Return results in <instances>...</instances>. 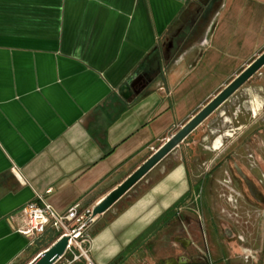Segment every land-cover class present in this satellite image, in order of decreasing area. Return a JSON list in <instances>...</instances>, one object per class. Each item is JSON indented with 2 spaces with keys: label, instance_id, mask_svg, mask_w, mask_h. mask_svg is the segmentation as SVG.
<instances>
[{
  "label": "crops",
  "instance_id": "0c3cea01",
  "mask_svg": "<svg viewBox=\"0 0 264 264\" xmlns=\"http://www.w3.org/2000/svg\"><path fill=\"white\" fill-rule=\"evenodd\" d=\"M203 11L193 0H0V264L40 253L11 215L41 197L59 213L94 206L264 50V0H219L200 27ZM230 170L264 176V67L96 218L89 260L111 264L145 239L125 264H174L166 213L188 192L181 213L201 191L213 209L222 187L238 190ZM214 222L208 212L203 236Z\"/></svg>",
  "mask_w": 264,
  "mask_h": 264
},
{
  "label": "rangeland",
  "instance_id": "374dc122",
  "mask_svg": "<svg viewBox=\"0 0 264 264\" xmlns=\"http://www.w3.org/2000/svg\"><path fill=\"white\" fill-rule=\"evenodd\" d=\"M213 12L214 8L211 13ZM204 21L206 20L201 19L198 25L202 27ZM192 159H194L192 154L187 156L188 162ZM227 165L231 167L228 162ZM230 173L233 174L231 178L235 179L233 170H230ZM259 179L264 178L259 177ZM257 182L258 179L255 178L256 187L261 194H264V185ZM238 185L236 193L231 192L229 188L232 186H229L222 187V192L218 193L219 197L213 194L217 196L218 202L217 206L215 205L216 207L214 206L211 210L202 209L201 203L204 199L214 200L215 196L213 199V196L206 191L195 192L194 195H197L195 204L189 201L188 205L191 209L181 213V219L189 218V232L193 235L196 244L202 243L199 248L206 249L211 258V264H264V204L252 198L241 182L238 181ZM230 195L232 198H229ZM227 199L232 201L228 202ZM233 200L237 201L236 207ZM208 212L212 222L215 221L214 229H216L211 236L209 234L203 236L202 221L205 223L204 227L208 229ZM198 216L201 217V222L198 221ZM224 228L227 231L226 234ZM84 248L86 249L87 245Z\"/></svg>",
  "mask_w": 264,
  "mask_h": 264
},
{
  "label": "water",
  "instance_id": "95a60500",
  "mask_svg": "<svg viewBox=\"0 0 264 264\" xmlns=\"http://www.w3.org/2000/svg\"><path fill=\"white\" fill-rule=\"evenodd\" d=\"M262 67H264V51L250 62L235 78L219 93L205 104L193 117L184 123L174 134L161 144L150 156L129 174L116 188L98 201L92 209V216L98 217L108 211L116 202L126 195L140 180H142L167 155L177 148L200 124L218 110L232 95L248 82ZM68 237L63 236L47 249L40 252L28 264H55L64 255Z\"/></svg>",
  "mask_w": 264,
  "mask_h": 264
},
{
  "label": "built area",
  "instance_id": "2783aa9c",
  "mask_svg": "<svg viewBox=\"0 0 264 264\" xmlns=\"http://www.w3.org/2000/svg\"><path fill=\"white\" fill-rule=\"evenodd\" d=\"M202 39V43L207 45V38ZM155 150L151 148L152 152ZM39 199L41 206L29 203L8 218L12 229L30 240L40 238L48 230L58 235L55 241L67 236V246L63 257L58 261L59 264H74L80 259L85 260V264H92L88 258L87 248L84 247L89 243L88 229L96 221V217L92 216L93 206H83L78 202L65 212L59 213L45 199L42 197Z\"/></svg>",
  "mask_w": 264,
  "mask_h": 264
},
{
  "label": "flooded vegetation",
  "instance_id": "af4514ba",
  "mask_svg": "<svg viewBox=\"0 0 264 264\" xmlns=\"http://www.w3.org/2000/svg\"><path fill=\"white\" fill-rule=\"evenodd\" d=\"M250 163H251V159H250ZM261 177L264 178V176ZM228 181L232 185L234 184V182H236L237 188L239 186L238 181L241 182L247 188L252 198H254L258 203L264 204V194H261L258 188L256 187L255 178L236 176L235 179L228 178ZM257 183L264 185V179L258 178ZM180 211H181V206L175 208L169 216V218H171L173 222H175L178 225V229H179L178 234L176 236L177 244H178V254L174 258V264H211V258L210 255L207 253L206 249L204 247L202 248L203 250L199 248L202 246V243L197 242L196 244L194 241V237L193 235H191V233H190L191 239H188L185 231L181 228ZM186 241H188V245L186 248H184L183 244ZM147 245L148 244L145 241V239L140 241L130 251L128 252L126 251L125 253L117 257L111 264H125L127 260H129L132 256L135 255V253L138 251L139 248L147 249L148 247Z\"/></svg>",
  "mask_w": 264,
  "mask_h": 264
},
{
  "label": "trees",
  "instance_id": "16d2710c",
  "mask_svg": "<svg viewBox=\"0 0 264 264\" xmlns=\"http://www.w3.org/2000/svg\"><path fill=\"white\" fill-rule=\"evenodd\" d=\"M194 1V4L196 5V9H200V11L204 10L203 13L204 15L202 14L201 16V19H206L209 14L211 13V11L213 10V8L215 9L216 6L218 5L219 3V0H193ZM189 13H191L192 15V12L191 10L189 11ZM188 41H191V38H188ZM98 142L100 144L103 145L104 143V140L103 138H98L97 139ZM188 198H192V194L191 192H188L186 193L180 200H178L169 210L168 212L166 213L167 214H170L171 212H173V210L179 206H181V204L183 202H185ZM93 235V234H92ZM91 235V236H92ZM58 237L57 234H55L54 232H52L51 230H48L45 234H43L40 238H38V242L35 243V246H36V250L35 252L36 253H39V252H42L44 251L45 249H47L55 240L56 238ZM137 241L135 243H133L128 249H127V252L130 251L135 245H136ZM74 264H85V260L83 259H80L79 262H76Z\"/></svg>",
  "mask_w": 264,
  "mask_h": 264
}]
</instances>
